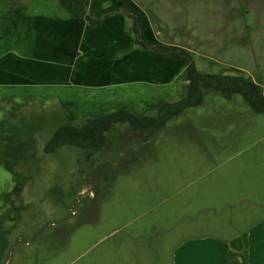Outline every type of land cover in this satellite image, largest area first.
I'll return each instance as SVG.
<instances>
[{"label":"rangeland","instance_id":"1","mask_svg":"<svg viewBox=\"0 0 264 264\" xmlns=\"http://www.w3.org/2000/svg\"><path fill=\"white\" fill-rule=\"evenodd\" d=\"M163 37L154 42L187 49L203 73L228 74L233 64L248 77L252 68L244 47L234 54L241 53L238 62L229 45ZM178 78L174 100L185 91L182 72ZM9 97L10 104L0 96V138L11 139L21 123L17 134H31L17 136L16 145L32 150L12 147L8 155L0 141V264H198L211 261L200 253L206 240H229L253 220L264 221V113L239 94L206 90L201 105L150 136L114 124L105 147L91 155L73 146L45 152L57 124L41 125L35 135L36 119L57 104L39 95Z\"/></svg>","mask_w":264,"mask_h":264},{"label":"crops","instance_id":"2","mask_svg":"<svg viewBox=\"0 0 264 264\" xmlns=\"http://www.w3.org/2000/svg\"><path fill=\"white\" fill-rule=\"evenodd\" d=\"M128 1L144 14L143 35L149 41L159 42L166 36L169 42L205 48L229 45V58L238 62L241 53L234 54L244 47L252 67L247 71L258 79L250 72L248 77L264 89V65L260 64L264 59L259 60L264 46V0ZM117 9L114 0H89L87 7L90 14ZM131 27L132 19L120 9L90 27L83 18L71 17L60 0H0V96L8 104L13 101L9 96L24 94L51 98L57 104L36 119L35 135L40 134L41 125L57 124L52 134L60 125H75L80 117L123 108L136 115H156L163 102L185 96L187 80L183 79L184 95L174 100L184 63L132 46ZM176 30L183 34L177 35ZM234 66L228 74H243ZM26 117L21 118L22 125L28 127L31 121ZM18 124H14V136L9 134L11 139L0 138L7 142L2 149L8 155L12 147L32 150L16 145L17 136L24 141L31 134L26 128H19L17 134ZM245 228L229 240L215 237L202 243L200 253L211 256V261L198 264H264V221L253 220Z\"/></svg>","mask_w":264,"mask_h":264},{"label":"trees","instance_id":"3","mask_svg":"<svg viewBox=\"0 0 264 264\" xmlns=\"http://www.w3.org/2000/svg\"><path fill=\"white\" fill-rule=\"evenodd\" d=\"M117 10L87 11L89 0H60L61 6L71 17L83 18L90 27L99 25L102 18L122 10L132 19L131 31L134 34L132 44L143 49H151L161 56H170L184 63L183 77L187 80L184 97L174 102H163L156 115H136L127 109H118L95 117L85 118L81 124H64L56 127L47 140L43 150L51 153L62 146L78 147L89 155L101 150L107 143L106 133L117 123H127L131 131H146L150 136L165 123L181 114L189 107L199 106L203 102L204 91L212 89L224 97L239 94L254 113H264V91L259 83L243 74L203 73L196 68L192 54L185 48L174 45L157 44L147 40L143 35L142 20L144 14L137 10L128 0H114Z\"/></svg>","mask_w":264,"mask_h":264}]
</instances>
